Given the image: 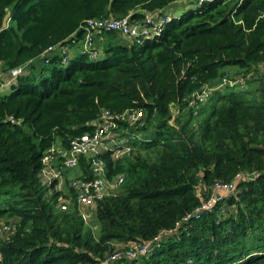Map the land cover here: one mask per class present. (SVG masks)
<instances>
[{
  "label": "trees",
  "instance_id": "16d2710c",
  "mask_svg": "<svg viewBox=\"0 0 264 264\" xmlns=\"http://www.w3.org/2000/svg\"><path fill=\"white\" fill-rule=\"evenodd\" d=\"M176 1L0 0V63L23 70L0 94V223L13 226L0 264H103L118 245L176 228L148 255L108 264H264V0L197 2L171 16L164 9ZM149 13L169 20L141 44L102 32V58L44 54L78 42L88 19ZM234 75L244 86L194 98ZM129 109L143 118L128 146L101 153L108 177L125 181L95 205L92 231L73 208H56L61 193L42 185V156L91 133L103 111ZM218 183L235 189L196 216Z\"/></svg>",
  "mask_w": 264,
  "mask_h": 264
},
{
  "label": "built area",
  "instance_id": "2783aa9c",
  "mask_svg": "<svg viewBox=\"0 0 264 264\" xmlns=\"http://www.w3.org/2000/svg\"><path fill=\"white\" fill-rule=\"evenodd\" d=\"M206 1L212 0H197L198 3ZM151 14L154 13L146 14L141 20H133L130 15L120 18L88 19L81 26L83 35L78 42H73L72 45L49 47L44 51V54H50L54 50H58L63 62H66L72 56L71 47L76 44L78 53L87 54L91 58H95L100 53V49L95 45L96 37L102 32H114L130 43L141 44L144 39L159 34L165 22L169 20V15L162 17L158 14L156 18H153ZM21 70L22 68H18L11 71L10 74L15 77L16 74L22 73ZM261 71L264 73V62L261 64ZM240 82L244 86L241 80ZM207 89L210 91L213 88L206 86L201 92L196 93L194 98L204 101L210 95V92L208 93L209 95L206 94ZM142 118L143 112L141 110L129 109L118 115L103 111L94 122V129L91 133L70 140L66 146L53 145L44 152L39 178L43 186L53 185L55 191L61 193L56 204V208L59 211L65 212L73 208L86 225L88 220L87 212L89 210L93 211L95 205L99 202L115 198L120 194L121 187L125 181L124 174L109 178L107 164L101 158V153L113 145H127L129 139L133 138L129 136V128L140 124ZM123 124H125V127L119 132V125ZM118 134L125 135L118 137ZM128 152L129 147H126L124 151H115L113 157L117 158ZM82 159L87 165L88 176H85L82 172L80 177L64 183L66 184L67 194H69L68 197L64 193L65 187L58 188V186L63 184V170L76 166L80 167ZM236 176V181H238L241 176ZM234 189L235 183L215 184L212 189L213 195L196 210V216L203 212H210L215 202L220 198L219 194L232 193ZM70 200H72L71 204H69ZM70 206H72L71 209ZM184 221H187V219H184ZM176 231L177 228L167 233H161L146 245H140L135 242L118 245L113 255L103 264L121 260H135L140 256L148 255L155 247L159 246L163 237L173 235ZM12 232L13 226L11 224H0V239L8 237ZM120 249L124 250L123 253H117Z\"/></svg>",
  "mask_w": 264,
  "mask_h": 264
},
{
  "label": "rangeland",
  "instance_id": "374dc122",
  "mask_svg": "<svg viewBox=\"0 0 264 264\" xmlns=\"http://www.w3.org/2000/svg\"><path fill=\"white\" fill-rule=\"evenodd\" d=\"M195 4H196L195 2H194V3H189V5H192V7L195 6ZM167 11L171 12V9L168 8ZM96 40H97V39H96ZM98 44H99V41H98V43H97V41H96L95 45L97 46ZM72 55H75V54H74V50L72 51ZM102 57H103V54L100 52L99 55L97 56V58H102ZM21 71H23V70H21ZM232 71H233V69H230V72H232ZM5 76H7V77L9 78L8 74L4 75V70H3L2 67L0 66V82H2V80L5 78ZM234 76H237V77L234 78V79H229V80L225 79V80H223V83H222L221 85H219L218 87H214V88L211 89L210 91L207 89V90H206V94L209 95V94H208L209 92H210V94H211V92H212L213 90H215V89H223V88L226 86V84L231 85V86L235 85L236 87H237V86H241L242 83H241L240 81L238 82V80H239V76H243V75H234ZM254 76H256V78H258V77L262 76V74H261L260 71H258V73L254 74ZM230 78H231V77H230ZM235 79H236V81H233V80H235ZM250 79H252V78H250V76H248V80H250ZM254 79H255V78H254ZM248 80H247V81H248ZM229 82H231V83H229ZM258 84H259V81H256L254 84H252V85H253L252 88L256 87ZM171 110H172V119L169 120V123H170V124L173 123L175 116H177V114H178V112H177V108L172 107ZM140 122H141V121H140ZM111 145H113V144H111ZM81 174H82V170H81V168H80L79 166H76V167H73V168H67V169H64V170H63V184L60 185V186H58V188L65 187V191H64V193L67 194L66 184H64V183H66V182H68L69 180H72V179H74V178L80 177ZM58 188H56V189H58ZM67 195H68V197H69V194H67ZM71 201H72V200L69 201V204H71ZM71 207H72V206H70V209H71ZM61 212H63V211H61ZM92 212H93L92 210H89V211L87 212V219H88V220H87V224H86V226H87L88 228H90L92 231H96V230H95L94 217H93V213H92ZM0 224H2V223H0ZM123 251H124V250L120 249V250H118L117 253H123Z\"/></svg>",
  "mask_w": 264,
  "mask_h": 264
},
{
  "label": "crops",
  "instance_id": "0c3cea01",
  "mask_svg": "<svg viewBox=\"0 0 264 264\" xmlns=\"http://www.w3.org/2000/svg\"><path fill=\"white\" fill-rule=\"evenodd\" d=\"M197 3V0H177L176 2L168 5L164 11L171 15V16H178L180 15L184 10L192 7V5H189V3ZM171 9V12L167 11V9ZM159 13H154V14H151V16L153 18H156L157 15ZM123 38V37H122ZM74 50V54H77L78 53V47L76 46V44H74L72 47H71V51ZM58 51V50H57ZM2 67V65H1ZM8 74L9 78L7 76H5V78L2 80V82H0V94H3L5 92L8 91L9 89V86L10 84L13 82L14 78L12 77V75L10 73H6L4 71V75Z\"/></svg>",
  "mask_w": 264,
  "mask_h": 264
}]
</instances>
